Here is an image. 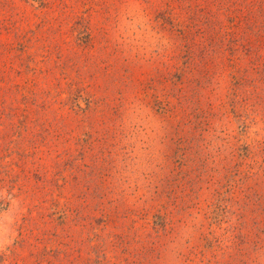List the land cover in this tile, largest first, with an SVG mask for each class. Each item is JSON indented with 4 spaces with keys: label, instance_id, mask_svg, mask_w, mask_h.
Here are the masks:
<instances>
[{
    "label": "rangeland",
    "instance_id": "374dc122",
    "mask_svg": "<svg viewBox=\"0 0 264 264\" xmlns=\"http://www.w3.org/2000/svg\"><path fill=\"white\" fill-rule=\"evenodd\" d=\"M0 264H264V0H0Z\"/></svg>",
    "mask_w": 264,
    "mask_h": 264
}]
</instances>
